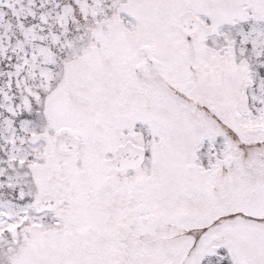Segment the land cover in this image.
<instances>
[{
	"label": "snow or ice",
	"instance_id": "1",
	"mask_svg": "<svg viewBox=\"0 0 264 264\" xmlns=\"http://www.w3.org/2000/svg\"><path fill=\"white\" fill-rule=\"evenodd\" d=\"M0 264H264V0H0Z\"/></svg>",
	"mask_w": 264,
	"mask_h": 264
}]
</instances>
